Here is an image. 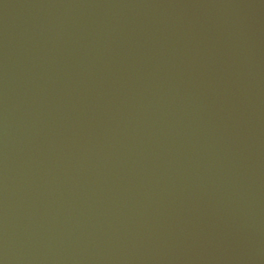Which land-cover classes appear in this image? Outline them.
<instances>
[{"label": "water", "instance_id": "1", "mask_svg": "<svg viewBox=\"0 0 264 264\" xmlns=\"http://www.w3.org/2000/svg\"><path fill=\"white\" fill-rule=\"evenodd\" d=\"M0 264H264V0H0Z\"/></svg>", "mask_w": 264, "mask_h": 264}]
</instances>
